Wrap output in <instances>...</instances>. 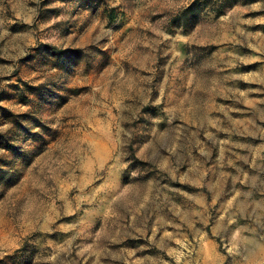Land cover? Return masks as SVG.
Listing matches in <instances>:
<instances>
[{"label":"rangeland","instance_id":"obj_1","mask_svg":"<svg viewBox=\"0 0 264 264\" xmlns=\"http://www.w3.org/2000/svg\"><path fill=\"white\" fill-rule=\"evenodd\" d=\"M0 264H264V0H0Z\"/></svg>","mask_w":264,"mask_h":264}]
</instances>
